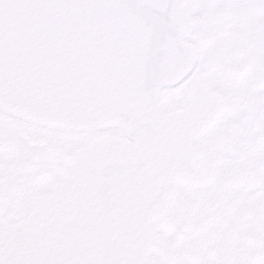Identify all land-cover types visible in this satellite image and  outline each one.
I'll return each instance as SVG.
<instances>
[{
	"label": "flooded vegetation",
	"instance_id": "1",
	"mask_svg": "<svg viewBox=\"0 0 264 264\" xmlns=\"http://www.w3.org/2000/svg\"><path fill=\"white\" fill-rule=\"evenodd\" d=\"M212 2L247 8L230 13L237 49L224 68L216 64L212 77L230 113H218L213 137L196 153L201 169L212 164V179L198 190L182 189L172 201L156 231L154 264H264V0ZM169 96L168 107L189 99L185 89ZM188 221L195 235L186 233Z\"/></svg>",
	"mask_w": 264,
	"mask_h": 264
},
{
	"label": "water",
	"instance_id": "2",
	"mask_svg": "<svg viewBox=\"0 0 264 264\" xmlns=\"http://www.w3.org/2000/svg\"><path fill=\"white\" fill-rule=\"evenodd\" d=\"M5 1L0 0V4ZM142 3L141 9L150 12L153 7L163 5L165 1L142 0ZM171 11L175 16V9L171 6H165L162 10L161 13L167 16L166 20L172 19ZM136 13L139 16V12L132 11L133 20L130 17L127 20L132 23L135 31H142L144 26L141 21L147 18H138ZM161 18L162 14L152 20L157 23ZM9 29L10 27H6L0 30V40L4 48L16 47L23 42V50L18 54L23 65L21 92L25 96L34 92L38 98L34 106L25 110L24 117L46 124L51 123L52 117H59L72 123L69 124L70 127L79 128L122 125L126 131L141 133L142 136L140 147L133 148L135 155L130 153V161L135 162L134 171L139 174L140 181L148 172L152 173L156 169L159 171L160 166L167 160L169 145L173 142L169 132L175 128L164 123L156 114L152 115L154 104L157 105L161 98V86H145L144 90L130 99L119 95L121 88L134 91L140 85L131 76L118 81L109 80L111 78L106 71L96 66L101 59L113 57L108 52L100 53L97 46L100 40H109L108 32L98 29L85 30L91 42V47L87 48L34 37L20 30L17 34L9 33ZM154 32V39L148 45L143 43V36L140 35L141 39L136 40L138 49L151 52L163 45L174 62L173 69L176 68L175 72H179L178 75L182 78L192 67L193 57L189 51L175 47L174 29L168 31L166 24H157L154 26ZM3 50L5 52V49ZM121 50L122 48H117L113 51ZM9 57L12 56L8 55ZM98 76L102 78L99 80ZM106 81L108 85L104 87L101 83ZM96 147L103 148L98 144ZM100 155L111 164L113 171L122 170L123 153L116 152L114 156H110L103 152ZM88 156V148H81L76 153L75 160L81 165H87ZM149 164L152 166L148 167ZM81 210L83 211V208ZM140 211V208H125L123 214H137ZM141 218L144 219L143 214Z\"/></svg>",
	"mask_w": 264,
	"mask_h": 264
},
{
	"label": "rangeland",
	"instance_id": "3",
	"mask_svg": "<svg viewBox=\"0 0 264 264\" xmlns=\"http://www.w3.org/2000/svg\"><path fill=\"white\" fill-rule=\"evenodd\" d=\"M211 34L215 38V40L218 41V39L220 37V34L216 30H211ZM26 129L29 132H31V134L34 135V136H39V135L43 134V133H39V131L42 132V130H44V134L48 133V131H50L48 129H42L41 130L40 128H37L34 125H29V124L28 125L26 124ZM48 136H50V135H48Z\"/></svg>",
	"mask_w": 264,
	"mask_h": 264
},
{
	"label": "bare ground",
	"instance_id": "4",
	"mask_svg": "<svg viewBox=\"0 0 264 264\" xmlns=\"http://www.w3.org/2000/svg\"><path fill=\"white\" fill-rule=\"evenodd\" d=\"M88 134V132H76V131H65V130H55L50 133L53 137H78Z\"/></svg>",
	"mask_w": 264,
	"mask_h": 264
}]
</instances>
